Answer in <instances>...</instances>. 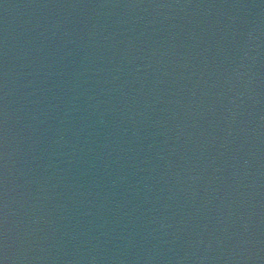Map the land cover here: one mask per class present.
<instances>
[{"label":"water","instance_id":"obj_1","mask_svg":"<svg viewBox=\"0 0 264 264\" xmlns=\"http://www.w3.org/2000/svg\"><path fill=\"white\" fill-rule=\"evenodd\" d=\"M4 264H264V0H0Z\"/></svg>","mask_w":264,"mask_h":264},{"label":"snow or ice","instance_id":"obj_2","mask_svg":"<svg viewBox=\"0 0 264 264\" xmlns=\"http://www.w3.org/2000/svg\"><path fill=\"white\" fill-rule=\"evenodd\" d=\"M0 264H4V261L2 259H0Z\"/></svg>","mask_w":264,"mask_h":264}]
</instances>
